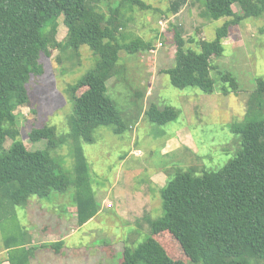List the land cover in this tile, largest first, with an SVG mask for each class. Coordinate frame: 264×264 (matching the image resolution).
<instances>
[{"label": "trees", "instance_id": "1", "mask_svg": "<svg viewBox=\"0 0 264 264\" xmlns=\"http://www.w3.org/2000/svg\"><path fill=\"white\" fill-rule=\"evenodd\" d=\"M101 1L0 0V214L16 218L14 206L29 197L49 198L53 191L71 187L79 225L100 211L83 143L94 142L93 131L98 126H114L119 134L125 131L127 124L109 94V81L123 77L119 66L122 49L133 54L154 48L150 41L130 36L125 29V11L149 8L148 3L120 0L106 13L98 6ZM185 1L174 0L167 12L177 14ZM202 14L209 19H228L217 27L214 39L202 38L197 47L188 46L182 30L175 26L177 63L163 71L178 88L194 86L212 93L216 85L212 70L217 69L213 58L223 53L224 38L245 18L264 15V0H204ZM61 17L68 32L59 41L55 34ZM82 45H88L98 58L93 68L70 84L74 111L68 118L69 133L61 137L54 125L34 126L28 136L33 141L46 139L47 146L28 149L20 139L17 109L30 103L32 76L45 72L42 54L51 56L55 48H72L77 57ZM219 73L231 88H239L238 78L231 72ZM224 92L230 89L224 86ZM249 103L255 115L263 107L264 77L257 78ZM145 114L158 124L179 116L175 107L159 108L155 103ZM232 129L242 138L236 156L219 170L200 175L194 170L178 171L161 190L163 215L150 219V235L144 242L136 248L124 247L119 264H264V118L236 123ZM7 138L12 139L9 147ZM69 141L75 177L66 174L51 155V150ZM162 234L172 236L178 255L184 258L159 238ZM4 242L11 264H31L40 249L59 253L65 246L64 238L31 246L33 235L21 232L6 235Z\"/></svg>", "mask_w": 264, "mask_h": 264}, {"label": "rangeland", "instance_id": "2", "mask_svg": "<svg viewBox=\"0 0 264 264\" xmlns=\"http://www.w3.org/2000/svg\"><path fill=\"white\" fill-rule=\"evenodd\" d=\"M119 1L102 0L98 6L110 13ZM144 1L150 9L125 11V29L130 36L150 41L155 50L130 54L122 49L119 66L123 67V77L109 81V94L127 128L119 134L114 126H98L93 131L94 142L83 143L100 211L79 225L74 187L53 191L49 198L29 197L14 206L16 218L0 214V264H6L8 258L5 237L14 232L33 235L35 244L31 246L37 247L46 234L49 241L64 238L65 246L59 253L40 249L31 264H119L124 247L136 248L144 242L150 235V219L163 215L161 190L176 173L194 170L200 175L219 170L241 147V134L233 131V125L254 117L264 118V103L256 115L251 113L249 103L257 78L264 77V15L247 17L231 27L223 40V53L213 58L217 65L212 70L216 85L214 92L208 93L194 86H174L163 69L177 63L175 26L182 30L188 46L197 47L202 38L214 39L217 27L228 17H204V0H186L177 14L167 12L174 0ZM164 25L168 31L161 33ZM67 32L61 17L56 40H64ZM160 40L164 42L161 47ZM52 52L51 56L42 54L45 72L33 75L28 84L30 103L17 109L20 139L30 150L47 146L46 139L33 141L28 136L34 126L54 125L61 137L69 133L68 118L74 111L70 84L93 68L98 58L88 45L78 49L77 57L72 48H55ZM219 70L236 76L239 88H231ZM224 86L229 93L224 92ZM254 102L258 105L259 101ZM152 103L159 108L175 107L178 118L166 124L151 121L145 110ZM11 142L7 138L6 147ZM51 155L66 174L75 177L70 141L51 150ZM159 238L177 255L180 253L171 235ZM178 256L184 258L182 254Z\"/></svg>", "mask_w": 264, "mask_h": 264}, {"label": "built area", "instance_id": "3", "mask_svg": "<svg viewBox=\"0 0 264 264\" xmlns=\"http://www.w3.org/2000/svg\"><path fill=\"white\" fill-rule=\"evenodd\" d=\"M160 22H163L162 20H160ZM166 23L165 24H167V22H168V19L165 21ZM164 23V22H163ZM166 27H165V25H164V27L161 29V33H164V32H166ZM158 44H159V47H161V46H163L164 45V43H163V41H159L158 42ZM157 47V46H156ZM153 50H155V49H153Z\"/></svg>", "mask_w": 264, "mask_h": 264}, {"label": "crops", "instance_id": "4", "mask_svg": "<svg viewBox=\"0 0 264 264\" xmlns=\"http://www.w3.org/2000/svg\"><path fill=\"white\" fill-rule=\"evenodd\" d=\"M43 231H45V230H43ZM46 236H47V234L43 236V237H44V238H43L44 240H42L41 243L50 240V239H47ZM34 242H35V238H34V236H33V243H34ZM41 243H40V244H41ZM34 244H35V243H34ZM6 252H8V251L6 250ZM6 264H11V262L8 260V258H7Z\"/></svg>", "mask_w": 264, "mask_h": 264}, {"label": "clouds", "instance_id": "5", "mask_svg": "<svg viewBox=\"0 0 264 264\" xmlns=\"http://www.w3.org/2000/svg\"><path fill=\"white\" fill-rule=\"evenodd\" d=\"M161 30V29H160ZM164 43V42H163ZM153 49H155V47L153 48ZM152 50V49H151Z\"/></svg>", "mask_w": 264, "mask_h": 264}]
</instances>
